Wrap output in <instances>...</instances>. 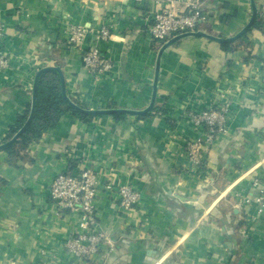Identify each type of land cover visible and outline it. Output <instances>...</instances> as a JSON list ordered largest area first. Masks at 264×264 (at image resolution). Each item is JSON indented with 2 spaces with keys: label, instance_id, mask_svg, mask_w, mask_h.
I'll return each mask as SVG.
<instances>
[{
  "label": "crops",
  "instance_id": "obj_1",
  "mask_svg": "<svg viewBox=\"0 0 264 264\" xmlns=\"http://www.w3.org/2000/svg\"><path fill=\"white\" fill-rule=\"evenodd\" d=\"M255 3L262 23L228 48L186 36L164 49L151 112L83 119L66 111L38 139L19 137L12 153L0 149V264H73L62 244L77 230L78 215L58 214L49 186L59 172L88 166L99 179L97 219L114 246L87 264H264V211L237 196L257 194L253 176L264 183V92L256 71L264 55V0ZM206 7L209 21L200 30L225 38L252 13L250 0H210ZM159 8L156 0H0L10 58L0 74V144L30 109L44 66L60 68L67 96L82 108H147L158 56L149 28ZM70 23L112 27L111 38L97 44L114 62L111 76L86 73L82 52L64 40ZM221 92L236 114L228 135L209 147L207 168L192 173L182 145L194 133L182 109ZM206 176L210 182L199 181ZM124 182L141 193L130 211L117 206L116 186Z\"/></svg>",
  "mask_w": 264,
  "mask_h": 264
},
{
  "label": "built area",
  "instance_id": "obj_2",
  "mask_svg": "<svg viewBox=\"0 0 264 264\" xmlns=\"http://www.w3.org/2000/svg\"><path fill=\"white\" fill-rule=\"evenodd\" d=\"M210 0H156L160 8L153 16L149 28L151 39L159 48L172 37L189 31L200 30L209 21L207 4ZM5 23L0 19V74L10 68V58L4 51L6 40ZM112 27L102 24L97 27L84 24H67L64 31L65 42L82 52L81 60L86 73L95 80L111 76L114 72L113 60L105 55L98 43L109 40ZM258 82L264 92V55L257 67ZM206 98L208 96H205ZM226 94L216 93L205 101L196 98L191 105L182 109L181 117L193 131L185 138L182 152L188 161V169L199 173L207 168L206 153L209 147L221 137L228 135V128L236 110L233 99ZM246 174V173H245ZM211 180V179H210ZM209 178H199L200 182H210ZM99 179L94 167L82 168L78 173L64 170L56 174L49 186V197L54 202L58 214L74 212L78 215L77 230L63 242L64 249L73 256V264H87L94 256L107 248L113 249V241L101 228L96 214V200ZM251 186L257 194L238 195L242 204H255L257 211H264V183L257 176L251 179ZM108 182L105 189H111ZM117 206L121 211H130L140 205L141 193L132 182L116 186Z\"/></svg>",
  "mask_w": 264,
  "mask_h": 264
},
{
  "label": "trees",
  "instance_id": "obj_3",
  "mask_svg": "<svg viewBox=\"0 0 264 264\" xmlns=\"http://www.w3.org/2000/svg\"><path fill=\"white\" fill-rule=\"evenodd\" d=\"M261 23L262 22L256 21L254 25L256 26ZM222 46L228 48L229 44L224 43ZM35 100V109L31 122L19 138L22 143L38 139L46 129L53 127L59 117L66 111H71L73 114L83 119H88L92 116L74 111L66 104L62 97L61 80L59 74L55 70L45 71L39 75ZM29 113L30 109L28 108L23 115L17 118L14 126L10 128L9 137L23 126ZM115 116L120 117V114H116ZM13 147L14 146H9L6 150L12 153Z\"/></svg>",
  "mask_w": 264,
  "mask_h": 264
},
{
  "label": "water",
  "instance_id": "obj_4",
  "mask_svg": "<svg viewBox=\"0 0 264 264\" xmlns=\"http://www.w3.org/2000/svg\"><path fill=\"white\" fill-rule=\"evenodd\" d=\"M250 4H251V9H252V13H251V18L249 20V22L246 24V26L244 28H242L235 36L230 37V38H225V37H220V36H216L213 35L211 33L202 31V30H197V31H189V32H184L181 34H178L174 37H172L171 39L167 40L166 42H164L159 48H158V56H157V63H156V77H155V82L153 85V96H152V100L151 103L149 104V106L143 110H130V109H103V110H91V109H85L82 108L81 106H79L76 102H74L73 100H71L66 92H65V88H64V78L62 76V72L60 70V68L58 66H44L42 68H40L37 73H36V77L32 86V101H31V106H30V113L29 116L26 120V122L23 124V126L14 134V136L8 140L7 142L0 144V149L6 148L9 145L14 144L17 139L20 137V135L22 134V132L25 130V128L29 125V123L31 122V119L33 117L34 114V109H35V102H36V89H37V81H38V77L41 73L45 72V71H49V70H55L60 77L61 80V87H62V97L64 99V101L66 102V104L74 111L83 113V114H91V115H95V114H129V115H135V116H142L145 115L149 112H151L152 108H153V104H154V98H155V94H156V84H157V72H158V65H159V60L161 57V54L163 53L164 49L169 46L170 44L174 43L175 41L179 40L180 38L186 37V36H192V37H203V38H207L209 40H213L215 42L218 43H231L235 40H237L238 38H240L245 32H247L250 27L254 24V22L256 21V16H257V12H258V7L256 6L255 0H250Z\"/></svg>",
  "mask_w": 264,
  "mask_h": 264
}]
</instances>
